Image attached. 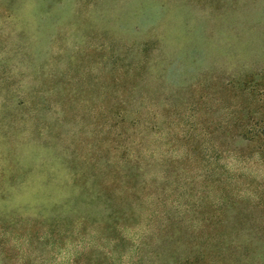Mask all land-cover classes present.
I'll return each mask as SVG.
<instances>
[{
    "label": "rangeland",
    "instance_id": "374dc122",
    "mask_svg": "<svg viewBox=\"0 0 264 264\" xmlns=\"http://www.w3.org/2000/svg\"><path fill=\"white\" fill-rule=\"evenodd\" d=\"M237 122L264 139V0H0V264L99 259L103 242L44 234L77 227L79 193L125 161L120 182L141 197L127 260L161 211L182 209L184 232L199 210L224 220L225 264H264V155ZM211 138L233 154L214 160Z\"/></svg>",
    "mask_w": 264,
    "mask_h": 264
},
{
    "label": "trees",
    "instance_id": "16d2710c",
    "mask_svg": "<svg viewBox=\"0 0 264 264\" xmlns=\"http://www.w3.org/2000/svg\"><path fill=\"white\" fill-rule=\"evenodd\" d=\"M187 126L188 124L185 125V127ZM232 127L235 131L239 130L240 133L238 134L243 135L248 140L247 145L249 147L254 146L252 157L256 155L263 157L264 139L256 133L255 129L251 127L248 129L239 122L232 125ZM187 134L190 138L193 137L192 139L196 138L195 132H188L187 130L183 133L184 136ZM208 134L210 137L214 135L213 132H208ZM211 141L213 142L211 152L214 155V160L217 159V155L220 153L221 155L224 153L233 154L231 150L220 149L213 138H211ZM255 143L260 144V146L256 147ZM195 152L202 153L198 144H195ZM241 154L244 158L243 152ZM129 164L130 161H125L120 168H114L109 174L93 175L92 183L85 185L86 188L79 193L75 201L76 206L80 205L85 212L82 213L84 215L78 216L77 227L74 226V220L62 221L65 226L58 225V221L55 220L44 234V238H47V244L58 247L67 243L70 239L74 242V238L77 237L78 244L87 241L89 248L92 250L96 241L105 243L107 250L102 252L99 259L98 252H92L90 256L86 257L87 264H225L226 260L223 255H226L225 253L231 246L232 241L223 230L224 220L219 217L206 218V214L202 213V210H199L198 213L203 214V220L197 221L194 225L196 226L195 229L187 232H184L180 226V220L184 218L186 210L175 209V211H172L165 209L161 211L158 217L162 221L159 222V219H157L156 226L158 227L155 232L144 235L141 243L133 248L135 251L133 259H126V253L122 246L127 241L128 232L137 222L134 207L141 200L140 195H138L139 188L137 184L133 185L127 181L128 184L123 185L120 182L121 179L129 178L127 170ZM218 169L221 170L220 167ZM228 198L224 197L222 203L218 204L219 207L213 206L214 210L221 213L222 208L227 204ZM115 200L121 203L119 209L114 206ZM252 205L264 206V198L260 199L258 203L252 201ZM97 211H103L105 215H103L104 224L103 226L99 225L94 234H88V224L98 222V220H93L91 217V214ZM173 213L176 215H172ZM156 215L157 213L149 215L147 223L155 225ZM69 225L71 226L69 227ZM72 226L75 227L74 230L71 229ZM242 227L241 223L238 228L239 232H241ZM177 228L180 229L178 232L176 231ZM21 236V234L17 235V238H22ZM187 236L191 244H186L185 237ZM180 248H182V251H180ZM183 252L186 255H183ZM74 260H76V264H81L83 255H76Z\"/></svg>",
    "mask_w": 264,
    "mask_h": 264
}]
</instances>
